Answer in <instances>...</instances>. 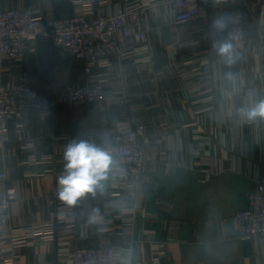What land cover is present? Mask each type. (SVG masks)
<instances>
[{"label":"crops","instance_id":"obj_1","mask_svg":"<svg viewBox=\"0 0 264 264\" xmlns=\"http://www.w3.org/2000/svg\"><path fill=\"white\" fill-rule=\"evenodd\" d=\"M257 1L199 0L200 19L180 29L172 26L169 8L161 6L140 26L148 33L147 62L112 58L93 71L105 81V102L28 115V149L18 140L16 121L7 123L0 196L15 188L18 200L0 232V264H69L65 251L107 244L110 231L123 232L117 251L136 264H264V240L241 241L233 220L240 200L264 179V121L249 122L237 113L250 94L264 97ZM125 3L0 0V13L40 9L46 20L93 19L114 14ZM222 15L229 26L214 31L212 22ZM226 40L236 53L231 64L213 48ZM30 48L19 67L0 66V87L20 77L42 93L87 83L83 67L71 66L51 42L38 39ZM112 123L144 135L143 175L122 202L128 213H111L108 190L97 189L72 207L64 205L71 223L57 224V178L63 174L67 143L98 130L105 133ZM198 137L209 143V175L192 156L202 142ZM50 224L55 226L52 242L30 236L19 244L22 230Z\"/></svg>","mask_w":264,"mask_h":264},{"label":"built area","instance_id":"obj_2","mask_svg":"<svg viewBox=\"0 0 264 264\" xmlns=\"http://www.w3.org/2000/svg\"><path fill=\"white\" fill-rule=\"evenodd\" d=\"M199 0H126L125 6L114 14H101L93 19L77 15L58 20H46L40 9L14 10L0 13V66L6 64L17 68L25 58L30 45L38 39L52 43L65 57H73L83 63L87 83H72L52 92H38L32 89L25 77H20L13 85L0 87V151L7 141L6 125L17 123L18 140L24 149L30 145L27 139L26 117L30 114L50 113L55 107L100 105L107 99L105 81L95 75L97 68L106 67L112 58L120 62H147L149 57L148 33L140 28L146 15L157 16L161 6H167L172 15V26L176 29L188 28L200 19ZM80 3V2H79ZM257 23L264 34V0L257 1ZM206 65V63H205ZM264 77L263 74L260 75ZM88 141L111 150L115 166L106 181L108 208L111 213H128L123 208V200L132 186L140 181L144 163L147 160L141 146L144 135L139 129L112 123L105 133L101 130L93 135L78 139ZM202 141L194 151L193 158L202 168L210 165V154L206 147L208 140ZM74 141H69L67 145ZM209 175L208 170L203 171ZM6 174L0 173V182ZM18 200L15 188H8L0 196V232L8 225L12 207ZM248 208L234 215V225L241 241L264 240V179L257 181L256 189L247 197ZM65 204L58 199L57 224H70L65 218ZM53 224L31 227L20 232V243L27 238L39 237L52 242ZM107 244L67 250L65 256L69 264H136L124 259L117 251L123 232H106ZM155 264H160L156 260Z\"/></svg>","mask_w":264,"mask_h":264},{"label":"clouds","instance_id":"obj_3","mask_svg":"<svg viewBox=\"0 0 264 264\" xmlns=\"http://www.w3.org/2000/svg\"><path fill=\"white\" fill-rule=\"evenodd\" d=\"M229 22L227 16H217L212 22V29L223 32L228 28ZM213 48L224 63L235 62L236 53L230 41L214 42ZM229 78L234 79L231 76ZM237 113L249 122L264 121V97L255 98L250 94L237 109ZM63 159L64 170L57 178L56 196L68 207L76 205L80 198L88 194L94 196L116 164L110 149L83 140L69 143Z\"/></svg>","mask_w":264,"mask_h":264},{"label":"water","instance_id":"obj_4","mask_svg":"<svg viewBox=\"0 0 264 264\" xmlns=\"http://www.w3.org/2000/svg\"><path fill=\"white\" fill-rule=\"evenodd\" d=\"M67 59L70 61L71 66H77V67H83V63L81 61H75L73 57H67ZM43 72L46 73L47 65L45 61H43ZM109 184L108 182H102V187L98 188V190H108ZM240 211H244L248 208V200L247 199H241L240 200Z\"/></svg>","mask_w":264,"mask_h":264}]
</instances>
